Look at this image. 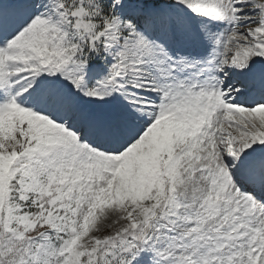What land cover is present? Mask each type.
<instances>
[{
	"label": "snow or ice",
	"instance_id": "snow-or-ice-1",
	"mask_svg": "<svg viewBox=\"0 0 264 264\" xmlns=\"http://www.w3.org/2000/svg\"><path fill=\"white\" fill-rule=\"evenodd\" d=\"M0 264H264V0H0Z\"/></svg>",
	"mask_w": 264,
	"mask_h": 264
}]
</instances>
